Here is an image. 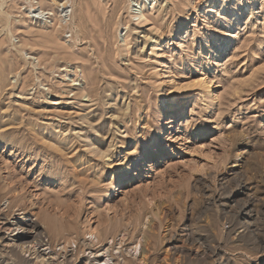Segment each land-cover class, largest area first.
Returning a JSON list of instances; mask_svg holds the SVG:
<instances>
[{
    "label": "rangeland",
    "instance_id": "374dc122",
    "mask_svg": "<svg viewBox=\"0 0 264 264\" xmlns=\"http://www.w3.org/2000/svg\"><path fill=\"white\" fill-rule=\"evenodd\" d=\"M0 238L264 264V0H0Z\"/></svg>",
    "mask_w": 264,
    "mask_h": 264
},
{
    "label": "bare ground",
    "instance_id": "6f19581e",
    "mask_svg": "<svg viewBox=\"0 0 264 264\" xmlns=\"http://www.w3.org/2000/svg\"><path fill=\"white\" fill-rule=\"evenodd\" d=\"M46 1V0H45ZM52 1H55V0H52ZM57 2V1H56ZM62 6V9L60 10V12H61V16H63L62 15V13L64 12V13H67V11L65 10L66 9V6H64L63 4L61 5ZM38 10V8L37 9H34L33 11H37ZM58 11V10H57ZM51 12V11H50ZM43 14V11H37L36 13H34V16L36 17V18H38V17H40L41 15ZM64 16H65V14H64ZM139 16H143L142 14H140ZM63 18V17H62ZM64 19V18H63ZM55 23H57L58 22V18H57V16L55 17ZM43 36V35H42ZM106 194H107V196L110 194V190H108V191H106ZM248 221V220H247ZM14 222V221H13ZM26 223H27V221H26ZM28 224V223H27ZM152 224V223H151ZM248 224V223H247ZM14 226H16V225H14ZM30 227V231L31 232H33L32 234L33 235H31L32 237L31 238H29V239H32V241L31 242H35V244H40V246H44V245H47V243H44L43 244V241H44V238H42L43 236H42V234H41V232H39L40 230H38V226L35 224V223H31L30 225H29ZM152 226V225H151ZM18 227V226H17ZM24 227V226H23ZM25 228V227H24ZM155 229V228H154ZM89 234V233H88ZM91 236H93V238H95L96 240H97V243L99 242L98 241V237H96V235L95 234H93V233H90V237ZM0 239H2V238H0ZM18 239V238H17ZM26 240H24V241H29V239L27 240V238H25ZM65 240V239H64ZM7 242V246L9 247V252L12 254V255H14L15 257H17L18 258V260H21L22 261V256H20V254H19V252H18V249H21V250H23V248H25V246L23 245V243H20V242H17L16 240H14V239H11V241H6ZM85 245H87V246H89L90 247V244H85ZM39 246V245H38ZM112 246V245H111ZM121 247V246H120ZM136 247H138L137 245H135L134 246V248H133V252L131 253V255H133L134 254V252L136 251ZM5 248V247H4ZM48 247H45V249H47ZM66 248V247H65ZM28 249V248H27ZM34 249V248H33ZM28 251V250H27ZM36 251V250H35ZM34 251V254H36L35 256H36V259L37 258H39L40 257V255L38 254V253H36ZM202 251V250H201ZM8 252V251H7ZM97 252H92L91 250L87 253V259L89 260H91V264H117L118 263V261L116 262V261H114L113 259H112V257H110V256H103V253H101V251H100V253L99 254H96ZM136 253V252H135ZM41 254V253H40ZM70 254V253H69ZM72 254V253H71ZM142 254V253H141ZM61 255V254H60ZM120 255V254H119ZM101 256V257H100ZM68 257V256H67ZM118 257V256H117ZM133 257H134V255H133ZM141 258V257H140ZM139 258V259H140ZM25 259V258H24ZM47 259V258H46ZM63 259V258H62ZM142 260V259H141ZM30 261V260H29ZM35 262V261H34ZM39 262V261H38ZM23 263V262H22ZM27 263V262H26ZM40 264H44L43 263V260H41L40 261Z\"/></svg>",
    "mask_w": 264,
    "mask_h": 264
}]
</instances>
